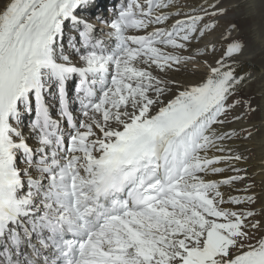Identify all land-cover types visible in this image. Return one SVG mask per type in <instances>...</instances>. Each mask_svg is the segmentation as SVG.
<instances>
[{"label": "snow or ice", "instance_id": "snow-or-ice-1", "mask_svg": "<svg viewBox=\"0 0 264 264\" xmlns=\"http://www.w3.org/2000/svg\"><path fill=\"white\" fill-rule=\"evenodd\" d=\"M94 7L0 0V264H264V195L232 147L258 110L242 30L200 79L170 75L229 7L125 0L107 34Z\"/></svg>", "mask_w": 264, "mask_h": 264}, {"label": "bare ground", "instance_id": "bare-ground-1", "mask_svg": "<svg viewBox=\"0 0 264 264\" xmlns=\"http://www.w3.org/2000/svg\"><path fill=\"white\" fill-rule=\"evenodd\" d=\"M117 1L95 0L96 7L91 8L88 13L90 17H93V23L98 26L97 28H103V26L97 22L96 17L103 15L107 18V14H113L114 7L118 4ZM122 2L124 3L125 0H121L120 3ZM188 3L200 4L204 3V0H188ZM223 3L229 7L228 13L235 11L236 14L233 15V18L223 21L226 25L225 27H222L223 24L220 22V27L215 33L199 42V51L202 55L197 57L196 60L198 61L195 65L201 69L199 68L191 74L193 72L192 69L184 70L181 68L180 71L170 73V75L172 78L185 83L196 81L195 79L201 77L207 70L205 61L211 63L215 57L220 55L221 34H226L225 30L229 28L230 23H235L240 27L246 44L241 60L244 65V73L249 76V79L242 86L239 95L241 98H251L253 106L258 107V110L248 115L241 122L244 127L252 132V137L247 140L235 141L232 147L245 152L249 157L248 170L251 174L249 182L255 183V192L257 194L264 195V186H262L264 185V170L261 168V161L264 160V0H223ZM234 5H238V7H233ZM103 7H110V10L104 12ZM105 39H108L107 35H105ZM209 40L214 42L215 53L206 51L204 48V45ZM191 52L195 55L197 48L193 47ZM183 54L188 55L189 53ZM241 124H233L232 128L236 129L240 135H246V133L239 132ZM253 125L255 127H252ZM238 187L242 186L238 185ZM223 190L225 192L229 191L226 187ZM233 194L236 193L233 192ZM240 194L243 193L241 192Z\"/></svg>", "mask_w": 264, "mask_h": 264}, {"label": "rangeland", "instance_id": "rangeland-1", "mask_svg": "<svg viewBox=\"0 0 264 264\" xmlns=\"http://www.w3.org/2000/svg\"><path fill=\"white\" fill-rule=\"evenodd\" d=\"M236 14V12L235 11H231V12H229V13H227V15L223 18V19H221V23L223 24L222 25V27L224 26H226L224 23H223V21L224 20H227V19H230V18H233L234 16L233 15H235ZM227 17V18H226ZM198 60H196L195 62H193V61H188L185 65H182L181 66V68L182 69H184V70H187V69H192L193 70V72H191V74H193L194 73V71H196V70H198L200 67L199 66H196L195 65V63L197 62ZM201 69V68H200ZM198 79H200V77H198L197 79H195V80H198ZM240 96V95H239ZM240 98H241V96H240ZM245 99V98H244ZM240 111V109L238 108L237 109V112H239Z\"/></svg>", "mask_w": 264, "mask_h": 264}]
</instances>
